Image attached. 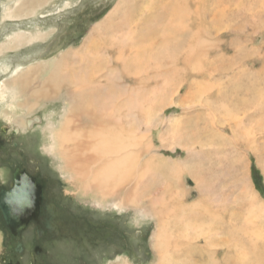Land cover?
<instances>
[{
	"label": "bare ground",
	"instance_id": "6f19581e",
	"mask_svg": "<svg viewBox=\"0 0 264 264\" xmlns=\"http://www.w3.org/2000/svg\"><path fill=\"white\" fill-rule=\"evenodd\" d=\"M130 1L118 0L104 20L93 27L83 46L61 53L52 62L43 60L18 68L12 78L1 82L0 101H5L9 109L4 110V118L22 132L28 130L25 124L33 130L31 124L39 123L36 126L43 131L46 145L43 150L72 186L77 200L104 209H135L136 220L154 218L151 247L158 254L156 264H188L184 260L187 256L203 257L206 253L208 260L202 264H215L213 242L221 224L232 240L249 236L264 241V200L251 182L249 161L240 153L243 148L256 155L264 180V76L260 80L257 75L243 73L245 66L221 75L230 67H226L220 54H214L210 62L205 36L211 30L203 21L211 17L218 33L228 16L251 14L254 8L248 2L254 0H163L159 4L156 0H142L140 15L151 8L156 17H168V21L154 22L127 17ZM255 2L258 11L264 7V0ZM28 6L21 2L15 12ZM8 16L15 17L12 13ZM189 16L198 20L193 29L186 23ZM44 37L40 32L25 36L15 33L6 40V46H0V54L6 47L15 50ZM5 70L6 67L2 71ZM190 74L196 77L189 84V93L177 100L183 107L180 113L163 118L166 109L177 106L173 97ZM127 76L132 77L135 87L125 82ZM62 86L71 92L72 101L68 110L63 109L59 121H45V125L40 117L26 121L39 106L36 101L51 100V93ZM144 90H148L146 95ZM196 105L201 108L196 109ZM17 108L26 109L29 115L19 119L9 116ZM163 108L166 109L161 111ZM159 124V146L180 149L181 157L169 159L150 152L154 144L149 135ZM140 143L143 151H139ZM219 164L225 167L224 172L236 176L234 184L238 185L225 195L228 202L237 194L240 205L235 209L232 206L226 222L221 212L225 210L221 204L223 195L215 193L217 184H213L215 175H211L218 171ZM183 173L194 181L200 194L197 200L186 201L188 190L185 184L178 185ZM14 187L27 193L29 199L28 206L22 208L26 214L21 220L26 226L36 216L37 203L33 205V196L30 197L34 189L23 184ZM149 197L153 204L149 199L141 202ZM9 200L2 208H11ZM221 207L223 210H219ZM16 226L11 221V229Z\"/></svg>",
	"mask_w": 264,
	"mask_h": 264
},
{
	"label": "rangeland",
	"instance_id": "374dc122",
	"mask_svg": "<svg viewBox=\"0 0 264 264\" xmlns=\"http://www.w3.org/2000/svg\"><path fill=\"white\" fill-rule=\"evenodd\" d=\"M117 1L0 0V46H6V40L15 33H22L25 36L29 33L34 35L40 32L45 35L41 41H32L29 44L17 47L15 50L7 47L3 50L0 54V83L12 78L18 68L27 67L40 61L43 62V60L44 62H52L61 53L71 48L77 49V47L83 46L87 42L93 27L104 20ZM156 1L159 4L163 0ZM21 2L32 6L31 11L27 13L28 6L20 12H15ZM141 2L142 0L130 1L126 11L128 13L127 17L131 16L135 19L140 17L149 22L165 21L166 19L168 21L167 16L161 18L153 15L151 8L144 12L145 15L144 13L140 15ZM248 3H250L251 9L254 8L251 14L250 12H242L237 16H228L227 19L222 20L220 24L221 31L218 33L215 32L211 17L204 19L203 24L206 23L211 30V33L205 36L208 40L206 45L209 48L208 57L211 62L216 54H220L226 67H230V70L221 73V75H229L233 69L245 66L242 68L243 73L245 72L251 76L257 75L260 80H263L264 7L258 11L255 0ZM190 7L194 8V6ZM33 11L35 12L31 14ZM233 11L234 9H232V13H234ZM8 13H12V16L15 17H9ZM251 16L254 17V21ZM194 19L196 18L189 16L186 21L187 26H192V29L196 27L195 24L198 22ZM207 19L208 21H206ZM186 36L187 34L178 41H182ZM213 43L214 51L211 50ZM214 54L215 56H213ZM176 58L178 60L179 55ZM216 62L220 63L217 60ZM4 67L7 70L2 71ZM195 77L194 74H190L186 77L185 83L179 86L182 89L173 97L176 103L184 94L189 93V84ZM125 82L133 87L136 85L131 76L125 77ZM152 86L153 84H151ZM61 89L58 92L51 93V100L36 101L39 106L30 113V117L26 118V121L35 117H40L43 125H45V121H52V123L59 121L63 109L68 110V104L72 101V94L67 90V87L62 86ZM147 93L148 90L143 91L144 95ZM6 99L8 100V98ZM178 105L177 103V106L172 105L168 109L163 108L161 111L166 110L162 113V117L177 116L181 111L180 108H183ZM195 108L200 109L201 107L196 105ZM4 110L9 111L6 108L5 101H0V191L11 187L13 171L18 168L37 182L41 189V205L39 206L40 220L36 223L28 222L26 228L24 227L15 234L7 228L0 213V264H118L122 262L124 264H156L158 254L151 247V235L154 230L155 219L144 217L136 220L135 215L137 212L135 209L126 208L123 211L108 207L104 209L92 203L77 200L73 194L72 186L64 180L59 170L54 168L50 156L43 150L46 145L43 143V131L36 126L39 123L33 122V125L31 124L34 127L33 130H29L28 125L25 124L28 130L23 131V133L22 130L16 127L17 125L7 122L4 118V115L7 116ZM25 110L13 109V113L8 115L15 116L14 118L18 119L24 118L29 115L25 113ZM188 110L191 109L188 108ZM261 110L264 112V106L261 107ZM180 115L184 117L185 114ZM161 129L162 125L159 124L157 129L155 128L150 132L149 138L154 144V148L151 147L150 152L169 159L181 157L182 152L180 149L168 151L165 149L167 147L159 146L156 136ZM225 130L228 134L227 129ZM143 150V145L140 143L139 151ZM227 150L229 151V149H226L224 152L228 153ZM240 153L246 158L247 162L249 161L248 169H250L251 182L259 192L262 200H264V180L258 166L259 162L255 158L256 155L254 156L253 152H246L243 148H241ZM145 156V158L148 157V155ZM227 160H229L228 157ZM141 162L143 163L142 158ZM217 169L216 174L211 175H215L213 184H217L215 186L216 192H214L220 197L223 195V203L221 204H223L225 210L222 207L219 210H223L221 211L223 212V221L226 222L232 206L235 209L240 205H238L239 202H236L237 194L231 197L234 202L233 200L227 202L225 195L238 185L234 184L236 183V176L224 172L225 167L222 164H219ZM253 169H255V173H253ZM207 174L203 172L204 176H207ZM182 177L183 179L178 185L185 184L188 190L186 201L197 200L200 194L195 189L194 181L187 174L184 175L183 173ZM257 178L260 179L257 180ZM220 191L222 192L220 193ZM147 199L153 204L150 197L141 200V202H145ZM217 227L219 236L213 242L215 244V264H264V241H256L249 236L232 240L228 236L229 231L226 232L224 225L221 224ZM199 246H202V243H199ZM207 254L203 257L200 255L193 256V258L187 256L184 260L188 264L195 262L196 264H202L208 260Z\"/></svg>",
	"mask_w": 264,
	"mask_h": 264
},
{
	"label": "water",
	"instance_id": "95a60500",
	"mask_svg": "<svg viewBox=\"0 0 264 264\" xmlns=\"http://www.w3.org/2000/svg\"><path fill=\"white\" fill-rule=\"evenodd\" d=\"M14 179H15V186H16L17 185L16 181L19 180V174H17V172L14 175ZM25 182L29 184V181H25ZM34 188H35V185H34ZM16 191H18V192H16ZM26 195H27V193H21L20 190H18V188H15V187L11 190H8V191H5V190L0 191V209L2 211L1 212L2 217L6 223V226L9 228V230L13 234L18 233L20 230H22L25 227L22 224L23 219L21 220V217L26 214V213H23L24 210L22 208L27 207L28 203H29V199H27ZM6 199H10L8 203L10 204V207H11L10 209L7 208V210L2 208V205L4 204V201ZM36 203L38 204V199H36ZM36 207H34V208H36ZM36 213H37V208H36ZM33 217H35V216H33ZM26 218H31V216H29V217L27 216ZM11 221H13L15 223V225H17L15 227V229H11V227H10Z\"/></svg>",
	"mask_w": 264,
	"mask_h": 264
},
{
	"label": "flooded vegetation",
	"instance_id": "af4514ba",
	"mask_svg": "<svg viewBox=\"0 0 264 264\" xmlns=\"http://www.w3.org/2000/svg\"><path fill=\"white\" fill-rule=\"evenodd\" d=\"M16 172H17V174H19V180L16 181L17 184H20V185L23 184V186L24 185H28L31 188L33 187V189H34L33 195H30V197L33 196V198H32V202L33 203L32 204L36 205L35 202H36V199H38L37 213H36L35 217H32L34 220H31L32 222L36 223V222H38L40 220L39 219V210H40L39 206L41 205V189L37 185V182L31 176H29L28 174H26V172H24V171H22V170L17 168V169H15L13 171L12 179H11V187L9 189H7V190H11L14 187V185H15L14 175L16 174ZM25 181H29V184L26 183ZM33 184L35 185V188H34Z\"/></svg>",
	"mask_w": 264,
	"mask_h": 264
},
{
	"label": "crops",
	"instance_id": "0c3cea01",
	"mask_svg": "<svg viewBox=\"0 0 264 264\" xmlns=\"http://www.w3.org/2000/svg\"><path fill=\"white\" fill-rule=\"evenodd\" d=\"M165 149L168 150V151H170V150H171V151H175V149H170V148H165ZM216 167H217V166H216ZM216 167H215V168H216ZM249 170H250V169H249ZM214 174H216V172H215ZM210 184H211V182H210Z\"/></svg>",
	"mask_w": 264,
	"mask_h": 264
},
{
	"label": "trees",
	"instance_id": "16d2710c",
	"mask_svg": "<svg viewBox=\"0 0 264 264\" xmlns=\"http://www.w3.org/2000/svg\"><path fill=\"white\" fill-rule=\"evenodd\" d=\"M253 173H255V169H253ZM260 178H257V180H259Z\"/></svg>",
	"mask_w": 264,
	"mask_h": 264
}]
</instances>
